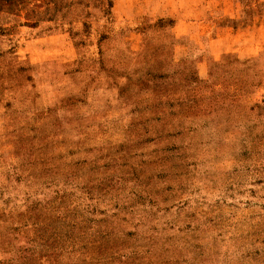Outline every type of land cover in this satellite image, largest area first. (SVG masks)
Listing matches in <instances>:
<instances>
[{
	"label": "rangeland",
	"instance_id": "374dc122",
	"mask_svg": "<svg viewBox=\"0 0 264 264\" xmlns=\"http://www.w3.org/2000/svg\"><path fill=\"white\" fill-rule=\"evenodd\" d=\"M193 1L0 0V264H264V43L190 22L264 0Z\"/></svg>",
	"mask_w": 264,
	"mask_h": 264
},
{
	"label": "crops",
	"instance_id": "0c3cea01",
	"mask_svg": "<svg viewBox=\"0 0 264 264\" xmlns=\"http://www.w3.org/2000/svg\"><path fill=\"white\" fill-rule=\"evenodd\" d=\"M181 1V0H180ZM198 13L204 12L200 0L193 1ZM221 4V1H219ZM223 5V4H222ZM218 7L217 17L190 22L195 24L199 40L207 42L209 57L218 58L224 52L238 51L241 48L255 46L264 43V12L259 13V19L255 22H246L241 18L240 10ZM114 17L123 19L129 24L137 25L141 15H152L155 18L175 16L174 0H115ZM244 11V10H243ZM236 12V13H235ZM214 13V11L212 12ZM182 19L178 18L177 24ZM202 28V29H200Z\"/></svg>",
	"mask_w": 264,
	"mask_h": 264
}]
</instances>
